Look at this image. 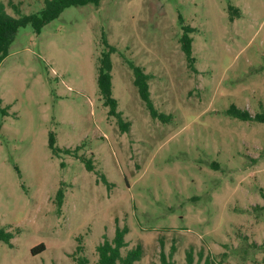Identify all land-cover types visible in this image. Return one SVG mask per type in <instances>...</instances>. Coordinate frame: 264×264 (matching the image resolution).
<instances>
[{
    "label": "rangeland",
    "instance_id": "1",
    "mask_svg": "<svg viewBox=\"0 0 264 264\" xmlns=\"http://www.w3.org/2000/svg\"><path fill=\"white\" fill-rule=\"evenodd\" d=\"M3 1L14 16L44 6ZM105 38L126 131L98 87ZM233 106L264 114V0H101L20 27L0 63V227L13 233L0 264H95L118 225L124 254L143 246L135 264L162 251L187 264L190 250L194 264H264V120Z\"/></svg>",
    "mask_w": 264,
    "mask_h": 264
},
{
    "label": "trees",
    "instance_id": "2",
    "mask_svg": "<svg viewBox=\"0 0 264 264\" xmlns=\"http://www.w3.org/2000/svg\"><path fill=\"white\" fill-rule=\"evenodd\" d=\"M101 0H44V6L38 12L33 13H21L18 16H14L8 13L6 5L3 0H0V63L9 54L11 46L15 40L17 31L20 27L31 24L36 32H41L43 27L52 20L56 19L61 13L71 6H82L89 3L99 5ZM19 9L17 6H15ZM184 32L181 38L183 50L189 61V65L194 67L193 57V37L190 35V29L188 26H184ZM106 49L100 56V64L98 67V87L105 99V104L110 107L109 115H113L117 118L120 126L123 130H128L130 122H125L123 119V113L118 109V99L113 95V60L112 53L116 51L115 46L111 45L107 39ZM131 67L134 71V84L138 88L140 97L145 102L146 106L150 110V113L157 117L160 116V112L155 107L153 99L151 97L150 90V75L145 69L139 65L131 63ZM232 115L245 119V120H264V114L256 113L253 115L248 109H241L233 106L230 110ZM50 144L56 151H60L62 148L54 146L55 135L51 134ZM66 152H72L71 148H65ZM87 167L92 169L91 160L87 159ZM128 227L126 225H118L113 238L106 237L102 242L97 245L98 260L95 264H135L144 255V249L142 244H138L127 250L124 254L123 249L126 247V235L128 233ZM13 237L11 231L6 230L4 227H0V239L10 242ZM46 249L45 243L41 242L34 248L32 252L38 254ZM81 251V249H79ZM187 264H194V256L192 250L187 252ZM162 264H176V262L166 255L164 251L161 253ZM76 264H89V259L86 255L80 254L76 257ZM205 264H214V261L210 257L206 259Z\"/></svg>",
    "mask_w": 264,
    "mask_h": 264
}]
</instances>
